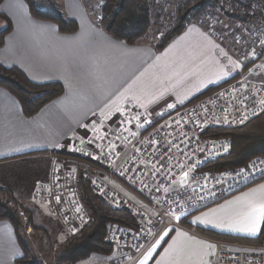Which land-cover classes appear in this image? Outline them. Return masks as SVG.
<instances>
[{
  "label": "crops",
  "instance_id": "obj_1",
  "mask_svg": "<svg viewBox=\"0 0 264 264\" xmlns=\"http://www.w3.org/2000/svg\"><path fill=\"white\" fill-rule=\"evenodd\" d=\"M17 1L16 13L3 14L11 29L0 47V65L18 68L31 82H58L64 89L27 117L19 102L0 88V186L11 189L23 206L47 183L53 165L72 167V159L80 157L77 153L99 139L121 109L136 106L148 120L157 121L233 79L243 68L204 24L189 23L156 51L155 37L135 45L112 39L99 27L100 15L91 16L83 0L64 3L66 16L77 23L73 34L32 18L25 2ZM259 203H264V179L193 213L184 229L167 232L164 244L155 245L136 264L149 252L147 264H173L184 251L180 263L208 264L216 251L215 240L209 237L214 234L261 237L259 244L264 246V220L255 233L246 230L252 221L245 213ZM22 255L13 226L0 221V264H17ZM109 260L93 254L77 264H111Z\"/></svg>",
  "mask_w": 264,
  "mask_h": 264
},
{
  "label": "built area",
  "instance_id": "obj_2",
  "mask_svg": "<svg viewBox=\"0 0 264 264\" xmlns=\"http://www.w3.org/2000/svg\"><path fill=\"white\" fill-rule=\"evenodd\" d=\"M257 12L264 19V8ZM261 26L263 31H251L250 49H257L264 61ZM263 72L256 61L230 82L157 121L148 120L136 106L121 109L100 138L77 153L72 167L53 165L47 183L36 189L35 201L66 232L77 235L90 221L80 190L85 180L111 210L134 217L136 230L107 223L104 240L114 250V264H136L167 229H184L193 213L264 179V157L218 177L207 171L232 146L228 138L208 133L239 128L264 112ZM214 243L208 264H264L260 244Z\"/></svg>",
  "mask_w": 264,
  "mask_h": 264
},
{
  "label": "trees",
  "instance_id": "obj_3",
  "mask_svg": "<svg viewBox=\"0 0 264 264\" xmlns=\"http://www.w3.org/2000/svg\"><path fill=\"white\" fill-rule=\"evenodd\" d=\"M23 1L28 6L32 18L55 25L58 31L63 34H73L77 31V23L63 13H47L36 7L35 0ZM263 8L264 0H189L188 3L177 6L171 27L168 28L167 23H165L164 33L153 39L155 35L152 36L150 33L153 24L151 8L147 0H103L99 10L98 25L112 39L127 45H135L141 39L151 38L155 50L161 51L184 31L193 18L210 15V20L216 22L221 15L226 18L245 21L249 18L256 19L257 16L261 18L257 10ZM1 15L7 22V27L0 33V47L4 44L5 36L11 29L10 21L3 14ZM218 21L220 22V19ZM211 32H214L213 29ZM218 87L209 88L200 96H204ZM0 88L9 92L19 102L23 114L27 117L34 116L48 102L64 93L63 86L58 82L34 83L18 68L2 65H0ZM208 134L213 137L228 138L232 146L229 155L210 163L207 165V169L221 171L225 168L241 167L252 159L264 157V112L239 128L217 130ZM80 190L83 204L90 214V221L79 234L68 238L59 248L56 253L59 264H76L88 259L93 254L110 255L113 248L104 242L107 223H115L131 230L137 229L136 221L128 211L111 210L92 193L85 180L80 181ZM18 208V200L13 191L0 186V221H7L13 226L17 242L23 251L22 257L18 258L16 263L37 264L29 259L27 249L21 242V228L25 226L18 215ZM30 211L32 212V210ZM183 224L185 225V222ZM214 236L216 237L213 235L209 237L213 240L229 239L254 244H259L261 238L243 239L216 234ZM45 239L48 241L47 247L50 249L52 246L51 237L45 235Z\"/></svg>",
  "mask_w": 264,
  "mask_h": 264
},
{
  "label": "rangeland",
  "instance_id": "obj_4",
  "mask_svg": "<svg viewBox=\"0 0 264 264\" xmlns=\"http://www.w3.org/2000/svg\"><path fill=\"white\" fill-rule=\"evenodd\" d=\"M102 1L103 0H83V4L91 16L94 15L96 16V18H98V16L100 15L99 10L102 5ZM147 1L151 8V15H152V22H153L150 33L152 34V36L155 35L154 37L156 39L157 37H159L161 33L162 34L164 33L165 23H167L168 28L171 27L173 20H174V13H175L177 6L179 4L188 3L189 0H147ZM35 2H36V7L39 10L45 11L47 13H63L65 16L67 15V12H65L64 10L65 9L64 3H66V0H35ZM17 4H18L17 0H0V33L7 27V22L5 21L4 17L1 14H5L6 12L8 14H12L11 12L16 13L18 11ZM21 4L24 5L22 2ZM27 9H28V6H27ZM258 15L260 14L258 13ZM257 18L259 17L257 16L256 19L249 18L243 21V20H237L236 18L235 19L226 18V17H222L221 15H219L220 22L218 21L219 19H217L216 21L217 24H216V22H212L210 20L211 19L210 15H208L207 17L204 15V17L193 18L190 21V23L196 22L197 24H200V25L204 24L203 26L206 25L207 27L205 26V28L211 27V29H213V31L216 32L219 43H221V45L226 50L228 49L229 50L228 52L230 54H232L231 51L235 53V57L238 59L241 66L243 67L241 72L239 73L241 74L245 71L246 68H248L252 63H255L256 61H258V63L264 68V61L260 57L259 51L257 49H254V50L250 49L251 31L252 32H256V31L260 32V30L263 31L261 23L262 22L264 23V19L262 17L259 19ZM237 32H238V35H236ZM260 80H264V72L260 76ZM229 153H227L226 155L222 157L229 155ZM66 158L68 159L69 157H66ZM258 158H261V157H258ZM255 159H252L251 161ZM251 161H249L247 164L241 167L225 168L221 171L207 169V171L211 177H214V176L218 177L220 175H224L226 172L240 170L244 168L245 166H247ZM225 195L226 194H224V196ZM18 205H19L18 215L21 218L23 225L25 226L21 228L22 229L21 242L23 246H25V248L27 249L29 259L35 261L37 264H59L57 262V254H56L57 251L68 238L75 236V235H72L66 232L61 227V225L50 216V214L45 209V207L42 204L35 201L34 199L32 202H30L29 204H26L25 206L19 204V202H18ZM25 209L28 210L27 212L31 216L26 212ZM30 210H32L33 214ZM172 230H179V229L169 228L165 232L169 233ZM45 235L46 236L48 235L51 237L52 246H50V249H48L47 247L48 241L45 239ZM165 236L167 235L163 234V236L160 237L151 248H153L155 245L158 248L160 247L161 244L163 245L164 242L166 241ZM106 244L109 245L108 243ZM192 250L193 248L190 246V252H192ZM185 252L186 251L180 252L179 254H177L176 261L174 260L172 263L177 264V262L179 261V258L183 257ZM108 257H110L109 261L111 262V264H114L115 253L113 249H112V253L108 255ZM143 257L144 256H142V258ZM89 262L90 261H87L85 264H89ZM193 263L194 261H190L188 264H193ZM63 264H67V263H63ZM179 264H187V263L179 262Z\"/></svg>",
  "mask_w": 264,
  "mask_h": 264
},
{
  "label": "snow or ice",
  "instance_id": "obj_5",
  "mask_svg": "<svg viewBox=\"0 0 264 264\" xmlns=\"http://www.w3.org/2000/svg\"><path fill=\"white\" fill-rule=\"evenodd\" d=\"M186 175L187 174H185V176ZM245 219H250L252 221L251 227L247 228L246 230L255 233L258 229L259 221L264 220V203L251 205L250 210L245 213ZM164 235H167V232H165ZM151 254L152 253L149 252L148 257H150ZM148 257H145V259L141 261V264H147ZM177 264H179V261Z\"/></svg>",
  "mask_w": 264,
  "mask_h": 264
}]
</instances>
